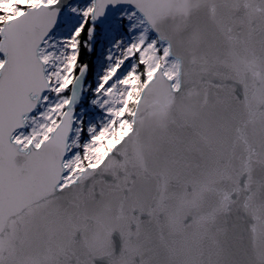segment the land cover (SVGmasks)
<instances>
[{
  "label": "snow or ice",
  "instance_id": "obj_1",
  "mask_svg": "<svg viewBox=\"0 0 264 264\" xmlns=\"http://www.w3.org/2000/svg\"><path fill=\"white\" fill-rule=\"evenodd\" d=\"M0 264H264V0H0Z\"/></svg>",
  "mask_w": 264,
  "mask_h": 264
}]
</instances>
